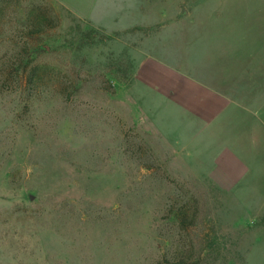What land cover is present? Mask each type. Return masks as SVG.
<instances>
[{
  "label": "rangeland",
  "instance_id": "1",
  "mask_svg": "<svg viewBox=\"0 0 264 264\" xmlns=\"http://www.w3.org/2000/svg\"><path fill=\"white\" fill-rule=\"evenodd\" d=\"M81 10L0 0V264H264V0Z\"/></svg>",
  "mask_w": 264,
  "mask_h": 264
},
{
  "label": "trees",
  "instance_id": "2",
  "mask_svg": "<svg viewBox=\"0 0 264 264\" xmlns=\"http://www.w3.org/2000/svg\"><path fill=\"white\" fill-rule=\"evenodd\" d=\"M52 12V7L48 4H46L45 9L39 6L37 10H33L30 15L32 25L30 26L29 31L33 32V34H42L46 30L53 28L54 25L52 24L54 20H57V17H50V14H54ZM183 224L184 222L181 221L182 226Z\"/></svg>",
  "mask_w": 264,
  "mask_h": 264
},
{
  "label": "crops",
  "instance_id": "3",
  "mask_svg": "<svg viewBox=\"0 0 264 264\" xmlns=\"http://www.w3.org/2000/svg\"><path fill=\"white\" fill-rule=\"evenodd\" d=\"M65 1L74 7L83 9L81 11H88V9L94 6L96 0H65Z\"/></svg>",
  "mask_w": 264,
  "mask_h": 264
}]
</instances>
